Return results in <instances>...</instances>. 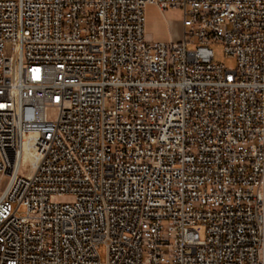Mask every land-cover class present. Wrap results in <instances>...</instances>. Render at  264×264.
<instances>
[{
    "label": "built area",
    "instance_id": "built-area-1",
    "mask_svg": "<svg viewBox=\"0 0 264 264\" xmlns=\"http://www.w3.org/2000/svg\"><path fill=\"white\" fill-rule=\"evenodd\" d=\"M0 264H264V0H0Z\"/></svg>",
    "mask_w": 264,
    "mask_h": 264
},
{
    "label": "rangeland",
    "instance_id": "rangeland-1",
    "mask_svg": "<svg viewBox=\"0 0 264 264\" xmlns=\"http://www.w3.org/2000/svg\"><path fill=\"white\" fill-rule=\"evenodd\" d=\"M183 19L184 10L182 8L168 7L165 10H160L158 7H147L146 31L148 38H152L153 35H156L159 38H163L164 41H181L183 39ZM170 31L174 36L171 39L169 37ZM194 46L193 43L189 44L190 48ZM210 47L214 52L215 62L222 63L230 69L235 68L236 60L225 53L223 43L213 42ZM200 232L202 234L204 233L203 225L200 226ZM100 253L102 258L105 259L106 249L104 246L100 247Z\"/></svg>",
    "mask_w": 264,
    "mask_h": 264
},
{
    "label": "crops",
    "instance_id": "crops-1",
    "mask_svg": "<svg viewBox=\"0 0 264 264\" xmlns=\"http://www.w3.org/2000/svg\"><path fill=\"white\" fill-rule=\"evenodd\" d=\"M149 6H150V7H151V6H152V7H157V6H155V5H149ZM149 6H148V7H149ZM169 37H170V39H171L172 37H174L171 31H170ZM169 37H168V38H169ZM152 38H153V39H158V40H164L163 38H159V37H157L156 35H153Z\"/></svg>",
    "mask_w": 264,
    "mask_h": 264
}]
</instances>
